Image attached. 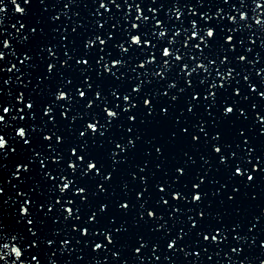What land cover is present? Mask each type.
Segmentation results:
<instances>
[{"label":"snow or ice","instance_id":"obj_1","mask_svg":"<svg viewBox=\"0 0 264 264\" xmlns=\"http://www.w3.org/2000/svg\"><path fill=\"white\" fill-rule=\"evenodd\" d=\"M261 101L264 0H0V264H264Z\"/></svg>","mask_w":264,"mask_h":264},{"label":"water","instance_id":"obj_2","mask_svg":"<svg viewBox=\"0 0 264 264\" xmlns=\"http://www.w3.org/2000/svg\"><path fill=\"white\" fill-rule=\"evenodd\" d=\"M34 2H35V0H34ZM50 2H54V0H50ZM60 7H62V5H60ZM10 9H11V6L9 5V6L6 8V12L8 13V15L5 16V18H4V20H5V25H4V26H5V28H6L5 35H7L8 32H13V33L15 32V30L11 28V24L15 23V17H12V14H11ZM33 11L39 12L40 9H39L38 7H34V8H33ZM50 11L55 12L56 9H51ZM71 11H72V9L70 8V9H69V15H71ZM18 15H19V14H17V16H18ZM17 27H18V25H17ZM251 71H252L253 79H254V82H255V80H257V79H259V78H257V77L255 76V69H251ZM14 79H15V76H13V80H14ZM261 103H264V101H261ZM5 116L7 117L8 114L5 113ZM5 131H11V130H5ZM0 134H4V133H0ZM5 138H6V139H10L9 136H5ZM10 146H11L12 148H16V147H17V143L14 141V138L10 140ZM14 159H15V157H13V156L11 155V153H10L9 156H8V158H7V160H6V163H7V162H10V161H12V160H14ZM11 183H15V181H12ZM10 188H11V184H9V188L6 189V192H8L9 195H14V193L10 191ZM9 212H10V210H9ZM6 223L11 224V223H12L11 219L9 218V219L6 221Z\"/></svg>","mask_w":264,"mask_h":264}]
</instances>
